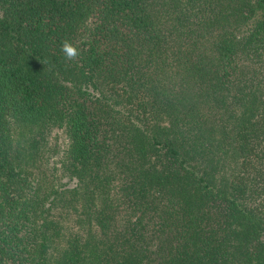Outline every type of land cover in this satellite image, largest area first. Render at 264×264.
<instances>
[{
	"label": "trees",
	"instance_id": "obj_1",
	"mask_svg": "<svg viewBox=\"0 0 264 264\" xmlns=\"http://www.w3.org/2000/svg\"><path fill=\"white\" fill-rule=\"evenodd\" d=\"M0 264H264V0H0Z\"/></svg>",
	"mask_w": 264,
	"mask_h": 264
},
{
	"label": "clouds",
	"instance_id": "obj_2",
	"mask_svg": "<svg viewBox=\"0 0 264 264\" xmlns=\"http://www.w3.org/2000/svg\"><path fill=\"white\" fill-rule=\"evenodd\" d=\"M62 52L69 59H74L79 55L77 49L68 41H64L62 45Z\"/></svg>",
	"mask_w": 264,
	"mask_h": 264
},
{
	"label": "rangeland",
	"instance_id": "obj_3",
	"mask_svg": "<svg viewBox=\"0 0 264 264\" xmlns=\"http://www.w3.org/2000/svg\"><path fill=\"white\" fill-rule=\"evenodd\" d=\"M61 132V131H60ZM56 135H58V133H56ZM60 135V134H59ZM60 137V136H59ZM57 139V138H56ZM58 141V139H57ZM59 142V141H58ZM60 142H62V138L60 137ZM60 147V150H62L64 148V146H59ZM61 152V151H60ZM59 153V152H58ZM59 156V155H58ZM60 174V173H59ZM66 180V179H65Z\"/></svg>",
	"mask_w": 264,
	"mask_h": 264
}]
</instances>
